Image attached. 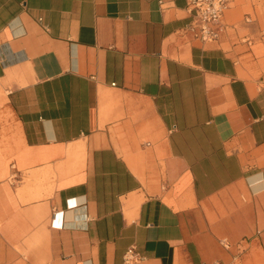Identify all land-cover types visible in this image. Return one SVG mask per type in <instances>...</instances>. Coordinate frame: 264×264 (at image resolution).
<instances>
[{
    "label": "crops",
    "instance_id": "crops-1",
    "mask_svg": "<svg viewBox=\"0 0 264 264\" xmlns=\"http://www.w3.org/2000/svg\"><path fill=\"white\" fill-rule=\"evenodd\" d=\"M192 18L0 0V264H264V0Z\"/></svg>",
    "mask_w": 264,
    "mask_h": 264
},
{
    "label": "built area",
    "instance_id": "built-area-1",
    "mask_svg": "<svg viewBox=\"0 0 264 264\" xmlns=\"http://www.w3.org/2000/svg\"><path fill=\"white\" fill-rule=\"evenodd\" d=\"M238 0H188L192 11V22L189 29L194 37L202 42H213L219 39L224 31L223 16L225 11ZM144 256L134 246L128 248L124 255L125 264H142Z\"/></svg>",
    "mask_w": 264,
    "mask_h": 264
}]
</instances>
